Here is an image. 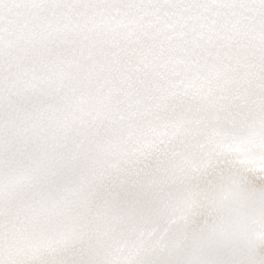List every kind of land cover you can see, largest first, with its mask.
<instances>
[{
    "label": "snow or ice",
    "instance_id": "1",
    "mask_svg": "<svg viewBox=\"0 0 264 264\" xmlns=\"http://www.w3.org/2000/svg\"><path fill=\"white\" fill-rule=\"evenodd\" d=\"M0 264H264V0H0Z\"/></svg>",
    "mask_w": 264,
    "mask_h": 264
}]
</instances>
